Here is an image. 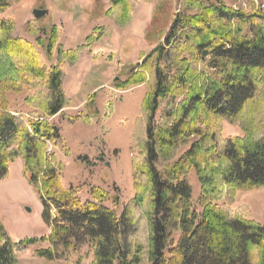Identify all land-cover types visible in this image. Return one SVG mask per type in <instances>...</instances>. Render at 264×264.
<instances>
[{"label":"trees","instance_id":"obj_1","mask_svg":"<svg viewBox=\"0 0 264 264\" xmlns=\"http://www.w3.org/2000/svg\"><path fill=\"white\" fill-rule=\"evenodd\" d=\"M124 4L112 0L107 15ZM179 5L163 42L119 84H148L131 136L135 196L120 215L104 206L102 191L81 202L63 187L46 149L58 138L49 120L66 104L62 71L12 40L10 21L0 20V181L20 158L50 229L13 243L0 225V264H15L14 248L40 243L49 245L37 251L46 259H67L86 245L92 264H264V227L228 206L237 193L264 186V15L211 0ZM7 7L0 0V15ZM80 50L65 56L74 61ZM24 86L43 89L26 100L34 108L28 118L2 102L5 91ZM212 116L238 124L242 136L223 139ZM191 173L200 184L195 201Z\"/></svg>","mask_w":264,"mask_h":264},{"label":"rangeland","instance_id":"obj_2","mask_svg":"<svg viewBox=\"0 0 264 264\" xmlns=\"http://www.w3.org/2000/svg\"><path fill=\"white\" fill-rule=\"evenodd\" d=\"M211 2L264 15V0ZM7 3L0 20L10 21V38L26 42L47 68L58 65L62 71L66 104L49 120L57 128L58 138L55 143H48L46 149L63 187L72 188L81 202L92 200L91 189L102 191L106 195L104 206L120 215L135 196L131 176L132 159L137 151L132 150L131 136L148 84L129 89H121L119 84L139 71L136 67L143 57L163 42L174 14L180 9V0H125L124 6L120 5L122 10L110 15L107 13L112 0H7ZM34 9L48 14L36 19ZM88 37L93 38L88 41ZM79 49L76 60L70 61L73 58L65 56ZM212 72L206 69L204 75ZM41 91L42 88L26 86L19 91L8 90L2 102L13 114L28 118L34 108L26 100ZM36 114L42 116L40 111ZM210 122L223 139L243 134L238 124L213 116ZM8 166L7 177L0 181V225L6 239L17 243L47 235L50 229L42 220V204L27 181L23 161L15 158ZM189 176L195 201L200 184L194 173ZM228 206L237 215L264 227V186L237 193ZM41 249H49V245L14 248L15 264L93 261L86 245L67 259L40 258L37 251Z\"/></svg>","mask_w":264,"mask_h":264},{"label":"water","instance_id":"obj_3","mask_svg":"<svg viewBox=\"0 0 264 264\" xmlns=\"http://www.w3.org/2000/svg\"><path fill=\"white\" fill-rule=\"evenodd\" d=\"M47 14H48V12L45 11V10H39V9H34L33 10V16L36 19H40V18L46 16Z\"/></svg>","mask_w":264,"mask_h":264},{"label":"crops","instance_id":"obj_4","mask_svg":"<svg viewBox=\"0 0 264 264\" xmlns=\"http://www.w3.org/2000/svg\"><path fill=\"white\" fill-rule=\"evenodd\" d=\"M143 87V86H142Z\"/></svg>","mask_w":264,"mask_h":264}]
</instances>
